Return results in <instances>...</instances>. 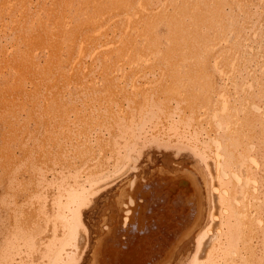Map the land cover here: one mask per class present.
I'll list each match as a JSON object with an SVG mask.
<instances>
[{"label":"bare ground","instance_id":"bare-ground-1","mask_svg":"<svg viewBox=\"0 0 264 264\" xmlns=\"http://www.w3.org/2000/svg\"><path fill=\"white\" fill-rule=\"evenodd\" d=\"M0 264H264V0H0Z\"/></svg>","mask_w":264,"mask_h":264}]
</instances>
